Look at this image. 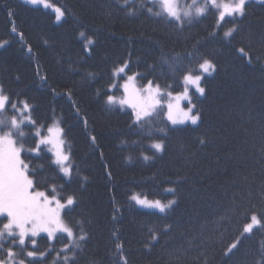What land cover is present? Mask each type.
Returning <instances> with one entry per match:
<instances>
[{
    "label": "trees",
    "instance_id": "1",
    "mask_svg": "<svg viewBox=\"0 0 264 264\" xmlns=\"http://www.w3.org/2000/svg\"><path fill=\"white\" fill-rule=\"evenodd\" d=\"M48 2L63 11L61 22L42 7L0 0V87L26 99L39 123L62 121L78 168L65 187V195L77 197L69 219L82 221L88 233L75 264H121V254L128 264H261L264 228L246 235L230 255L224 252L240 237L246 216L264 215V0L247 2L243 17L226 18L231 22L219 29L209 12L182 31L148 14L150 7L158 10L152 0ZM88 39L93 44L86 52ZM189 53L216 66L203 81L206 94L194 101L201 119L169 126L164 151L145 162L142 151L154 152L145 147L147 126L139 135L118 106L110 111L105 104L113 72L128 62L125 76L139 73V85L153 80L167 88L182 73L170 72L163 60L187 67ZM182 89L178 84L174 94ZM166 123L154 121L157 128ZM49 155L32 159L36 179L64 183L54 179ZM132 194L177 203L161 214L138 208ZM37 242L39 251L55 243L44 235ZM62 247L55 243L41 264H62Z\"/></svg>",
    "mask_w": 264,
    "mask_h": 264
},
{
    "label": "snow or ice",
    "instance_id": "2",
    "mask_svg": "<svg viewBox=\"0 0 264 264\" xmlns=\"http://www.w3.org/2000/svg\"><path fill=\"white\" fill-rule=\"evenodd\" d=\"M247 2L248 0H203L201 3L200 0H191V3L184 5L180 0H152L153 6L158 10L154 11L150 7L147 12L180 31L185 25L191 26L209 12H214L216 27L219 29L223 23L231 22L226 18L235 20L243 17ZM27 3L50 7L48 0H27ZM127 3L128 0H125V4ZM55 12L56 20L59 21L63 12L59 8H55ZM127 14L131 16L135 12L128 9ZM235 31L233 26L224 32V37H231ZM215 34L214 32L213 35ZM92 44L93 40L88 39L84 50L89 52ZM187 61L188 66L185 67L163 60L170 72L182 73L181 79L169 84L167 88H162L158 83L154 84L153 80L138 87L136 81L144 77L136 73L125 78L128 62L113 72V76L118 79L109 86L108 92L112 94L106 93L105 104L110 111L116 110L118 106V110L129 117V128L139 135L145 134L147 126L146 135L151 143L145 147L154 152L149 156L142 151L145 162L164 151L163 137L167 136L169 126L171 130H175L179 125H197L201 119L194 101L206 94L203 81L215 71L216 66L211 60L196 57L192 53L188 54ZM178 84H182L183 89L174 94V88ZM116 90H122V96L117 97ZM12 96V93L0 87V253L4 254L0 258V264H41L47 258L48 252L56 251L55 243L63 244L57 253V261L62 256V264H75L76 251L87 241L88 233L84 231L82 221L73 222L69 219L77 204L75 193L64 194L66 185L71 184L74 174L78 172L74 153L66 139L62 121H55L53 125L39 123L32 115L33 106L26 99H13ZM182 101L187 102L184 107ZM158 117L167 122L164 127H155L154 121ZM154 133H159L160 136L156 137ZM29 141L31 144L25 147ZM91 141L95 145L96 137L92 136ZM133 143L139 144L140 141ZM45 152L50 153L46 158L54 179H60L64 183H48L47 177L43 183L36 179L37 172L31 167V161ZM40 167L42 169L43 165ZM86 179L85 177L84 180ZM165 191L175 194L173 188ZM129 199L140 209L154 210L161 214L171 210L177 203L175 199L164 203L160 199L153 200L138 194H132ZM245 219L247 222L240 237L228 246L225 256L230 255L246 235L252 234L257 228H264V215L252 212ZM42 233L46 234L48 242H55L48 251L38 250L36 238ZM157 239L158 236L153 234L152 240ZM29 241L31 250L28 249ZM115 249L118 254L122 253L123 245L117 243ZM119 260L121 264H128L126 256L122 254Z\"/></svg>",
    "mask_w": 264,
    "mask_h": 264
},
{
    "label": "rangeland",
    "instance_id": "3",
    "mask_svg": "<svg viewBox=\"0 0 264 264\" xmlns=\"http://www.w3.org/2000/svg\"><path fill=\"white\" fill-rule=\"evenodd\" d=\"M249 1H254V0H248V2H249ZM21 2L26 3V4H28V5H31V4L27 3V0H21ZM180 2H181V4L186 5V4H188V3H191V0H189L188 2H186L185 0H180ZM200 2L203 3V0H200ZM48 3H49V2H48ZM49 5H50V7H44V6H42V5H31V6H39V7H42L43 9L50 10V11L54 14V16H55V21H56V23L61 22L63 16L61 17V19H60L59 21L56 20V12H55V8H58V7L53 6V5L50 4V3H49ZM60 10H61V9H60ZM61 11H62V10H61ZM62 12H63V11H62ZM115 78H116V80H115V82H116V81H117V77H115ZM125 78H126V76H125ZM120 83H123V80H121ZM136 84H137L138 87H142L141 85H139V84L137 83V81H136ZM120 96H122V90H121V94H120L118 97H120ZM186 104H187L186 101H182V107H184ZM186 125H191V124L188 123V124H186ZM179 126H183V125H179ZM134 204H135V203H134ZM137 207H138V206H137ZM138 208H139V207H138ZM145 210H148V209H145ZM150 211H154V210H150ZM41 235L46 236V234H43V233H42ZM41 235H40V236H41ZM37 238H38V237H37ZM37 238H36V239H37Z\"/></svg>",
    "mask_w": 264,
    "mask_h": 264
}]
</instances>
